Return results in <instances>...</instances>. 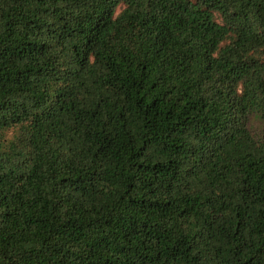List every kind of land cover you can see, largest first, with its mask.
I'll list each match as a JSON object with an SVG mask.
<instances>
[{
  "label": "trees",
  "instance_id": "16d2710c",
  "mask_svg": "<svg viewBox=\"0 0 264 264\" xmlns=\"http://www.w3.org/2000/svg\"><path fill=\"white\" fill-rule=\"evenodd\" d=\"M0 264H264V0H0Z\"/></svg>",
  "mask_w": 264,
  "mask_h": 264
},
{
  "label": "rangeland",
  "instance_id": "374dc122",
  "mask_svg": "<svg viewBox=\"0 0 264 264\" xmlns=\"http://www.w3.org/2000/svg\"><path fill=\"white\" fill-rule=\"evenodd\" d=\"M256 127H255V129L254 130H257L258 129V123H256V125H255Z\"/></svg>",
  "mask_w": 264,
  "mask_h": 264
}]
</instances>
